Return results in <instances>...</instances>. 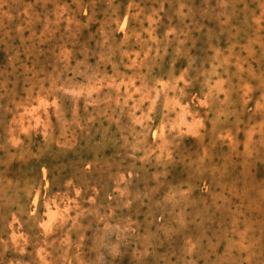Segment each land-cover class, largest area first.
<instances>
[{
  "label": "rangeland",
  "instance_id": "obj_1",
  "mask_svg": "<svg viewBox=\"0 0 264 264\" xmlns=\"http://www.w3.org/2000/svg\"><path fill=\"white\" fill-rule=\"evenodd\" d=\"M0 264H264V0H0Z\"/></svg>",
  "mask_w": 264,
  "mask_h": 264
}]
</instances>
